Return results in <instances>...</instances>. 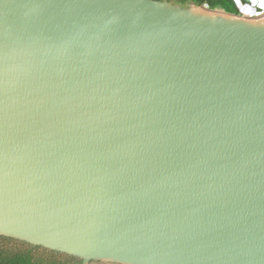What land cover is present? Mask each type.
Wrapping results in <instances>:
<instances>
[{"label": "water", "instance_id": "95a60500", "mask_svg": "<svg viewBox=\"0 0 264 264\" xmlns=\"http://www.w3.org/2000/svg\"><path fill=\"white\" fill-rule=\"evenodd\" d=\"M0 0V237L80 264H264V14Z\"/></svg>", "mask_w": 264, "mask_h": 264}, {"label": "trees", "instance_id": "16d2710c", "mask_svg": "<svg viewBox=\"0 0 264 264\" xmlns=\"http://www.w3.org/2000/svg\"><path fill=\"white\" fill-rule=\"evenodd\" d=\"M181 5L193 2L196 5L205 4L209 8H219L229 13L239 14V9L233 0H173ZM2 238V237H1ZM8 239V238H7ZM10 240V239H9ZM21 245L18 248L7 247L0 244V264H80L72 257L55 255L52 253H36L32 247ZM101 264V263H94Z\"/></svg>", "mask_w": 264, "mask_h": 264}, {"label": "rangeland", "instance_id": "374dc122", "mask_svg": "<svg viewBox=\"0 0 264 264\" xmlns=\"http://www.w3.org/2000/svg\"><path fill=\"white\" fill-rule=\"evenodd\" d=\"M257 2H259V8L264 10V0H254L253 4L250 6L247 5V7H243L240 2H237L238 7L240 8V12H242V14L241 13H239V14L244 15V16H248V17H256V16L264 14V12H263V13L258 14L256 16H252L253 13H255V11H256L255 6H256ZM189 3H191V2H188L186 5H189ZM216 9H218V8H216ZM0 244L5 245L7 247H14V248H18L21 246L19 243H15L14 241L9 240L5 237H2V238L0 237Z\"/></svg>", "mask_w": 264, "mask_h": 264}, {"label": "flooded vegetation", "instance_id": "af4514ba", "mask_svg": "<svg viewBox=\"0 0 264 264\" xmlns=\"http://www.w3.org/2000/svg\"><path fill=\"white\" fill-rule=\"evenodd\" d=\"M175 2H176V1H175ZM10 240H12V239H10ZM12 241H14L15 243H19L20 245H27V246H25V247H32L33 251L36 252V253H38V254H40V253H44V254L52 253V254L57 255L56 253L51 252V251L46 250V249H43V248H41V247L30 246V245L25 244V243H23V242H21V241H18V240H12Z\"/></svg>", "mask_w": 264, "mask_h": 264}, {"label": "built area", "instance_id": "2783aa9c", "mask_svg": "<svg viewBox=\"0 0 264 264\" xmlns=\"http://www.w3.org/2000/svg\"><path fill=\"white\" fill-rule=\"evenodd\" d=\"M233 1L235 2V4H236L237 7H238L237 2H240L241 4L243 3L244 5H242V6L243 7H247V5L248 6L252 5L254 0H233ZM238 9L240 10L239 7H238ZM263 12H264V10H262L261 8H259L258 10L255 11V13H253L252 16H256V15L261 14Z\"/></svg>", "mask_w": 264, "mask_h": 264}, {"label": "bare ground", "instance_id": "6f19581e", "mask_svg": "<svg viewBox=\"0 0 264 264\" xmlns=\"http://www.w3.org/2000/svg\"><path fill=\"white\" fill-rule=\"evenodd\" d=\"M201 10L204 11V12H208L209 11V9L206 6L202 7ZM215 11L219 12V10H215Z\"/></svg>", "mask_w": 264, "mask_h": 264}, {"label": "crops", "instance_id": "0c3cea01", "mask_svg": "<svg viewBox=\"0 0 264 264\" xmlns=\"http://www.w3.org/2000/svg\"><path fill=\"white\" fill-rule=\"evenodd\" d=\"M242 5H244V4L242 3ZM255 8H256V10H258V9H259V3H258V2L256 3V6H255ZM239 13H241V14H242V12H240V10H239Z\"/></svg>", "mask_w": 264, "mask_h": 264}]
</instances>
